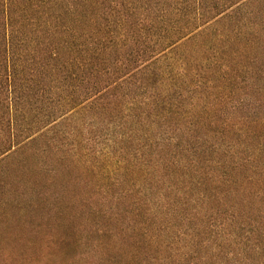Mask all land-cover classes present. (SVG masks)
Listing matches in <instances>:
<instances>
[{"label": "trees", "instance_id": "trees-1", "mask_svg": "<svg viewBox=\"0 0 264 264\" xmlns=\"http://www.w3.org/2000/svg\"><path fill=\"white\" fill-rule=\"evenodd\" d=\"M261 0H0V181L73 264H264Z\"/></svg>", "mask_w": 264, "mask_h": 264}, {"label": "rangeland", "instance_id": "rangeland-1", "mask_svg": "<svg viewBox=\"0 0 264 264\" xmlns=\"http://www.w3.org/2000/svg\"><path fill=\"white\" fill-rule=\"evenodd\" d=\"M256 6L264 11V0ZM7 186L21 190L25 184L0 181V264H73L72 248L59 240L65 229L41 212L22 213L9 200Z\"/></svg>", "mask_w": 264, "mask_h": 264}]
</instances>
